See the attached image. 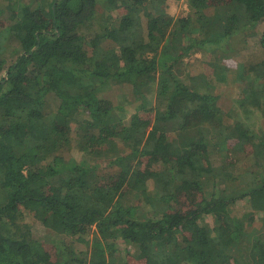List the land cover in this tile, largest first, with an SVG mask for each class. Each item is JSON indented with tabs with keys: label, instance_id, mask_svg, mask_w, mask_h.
I'll return each instance as SVG.
<instances>
[{
	"label": "trees",
	"instance_id": "16d2710c",
	"mask_svg": "<svg viewBox=\"0 0 264 264\" xmlns=\"http://www.w3.org/2000/svg\"><path fill=\"white\" fill-rule=\"evenodd\" d=\"M166 1L0 0V264H130L122 246L143 264H264V129L202 86L235 84L264 117V58L223 64L264 51V0H184L177 18ZM191 52L202 74H184ZM73 135L110 159H65Z\"/></svg>",
	"mask_w": 264,
	"mask_h": 264
},
{
	"label": "rangeland",
	"instance_id": "374dc122",
	"mask_svg": "<svg viewBox=\"0 0 264 264\" xmlns=\"http://www.w3.org/2000/svg\"><path fill=\"white\" fill-rule=\"evenodd\" d=\"M165 11L168 15L172 17H182L189 14V9L187 7V4L184 0H167L165 3ZM241 47V46H240ZM237 48V47H236ZM239 49V48H238ZM234 51L233 59L226 60L223 64L224 66L230 65L234 69H237L242 64L248 63L255 57H261L264 58V51H258L256 50V46H254V43L252 41L244 48L238 51ZM205 58V59H204ZM206 58H209L207 55H203V53L200 52H191L186 56L185 64H188L184 66V74H190V75H198L202 74L205 67V60ZM233 61V62H231ZM230 78V77H229ZM210 80H212L211 76L209 77ZM202 82V81H201ZM202 86L206 88H210L212 90V94L214 96H217L218 98V105L225 111L226 117H228V121L231 122L234 120V118L239 120L240 122L246 123L247 126L252 125L255 129L260 128L261 130L264 129V117L261 113V122L259 121L257 114H253V112H250L249 109L245 107V105H242V98L239 87L235 86V84H227L224 86H220L219 83L212 84L211 82H202ZM203 87V88H204ZM109 100L113 104H122L125 101H132L131 99V93L126 90H119L116 87L111 88L110 90H107L104 92ZM124 98V99H123ZM136 104V103H133ZM134 106L127 105L125 106V115L126 119L130 117L133 113ZM251 113L252 115H249L248 113ZM247 116H252V119H246ZM257 125V126H256ZM77 131V126H73L72 132ZM217 133V132H214ZM168 135L174 136L173 133L169 132ZM176 135V134H175ZM97 149L94 151V153L90 157H86L78 150V147L76 146V136L73 135L72 143L69 146L68 151L63 155L65 159H72L76 164H81L83 162H86L89 166L95 167L98 163L102 164L103 161L109 160V153L107 152V146L101 145L96 147ZM102 166V165H101ZM100 166V167H101ZM102 171L97 172L98 174ZM193 194H191L192 196ZM188 201H187V200ZM189 199L191 197H181L179 198V201L184 200L186 203H183L185 205L189 204ZM180 203H178L179 205ZM26 223L32 228V232L35 235V237L40 240L42 244H44V247L47 250H51V252L54 254L55 251L52 248L50 243L53 240H56L60 238V236L57 235L56 231L50 228H44L39 225V220L35 218H29L26 220ZM88 240V239H84ZM122 248V249H121ZM120 248L121 252L124 255H121L123 258L127 259L125 256V253L129 256L130 264H143L140 259H138L133 251L131 250V253L128 254V251L126 252V249L124 246Z\"/></svg>",
	"mask_w": 264,
	"mask_h": 264
}]
</instances>
